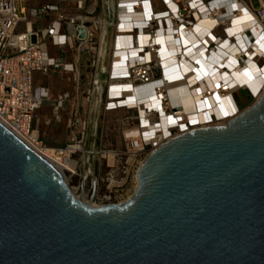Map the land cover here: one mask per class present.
Listing matches in <instances>:
<instances>
[{"label": "water", "instance_id": "obj_1", "mask_svg": "<svg viewBox=\"0 0 264 264\" xmlns=\"http://www.w3.org/2000/svg\"><path fill=\"white\" fill-rule=\"evenodd\" d=\"M0 264H264V91L153 150L134 195L98 207L0 122Z\"/></svg>", "mask_w": 264, "mask_h": 264}, {"label": "built area", "instance_id": "obj_2", "mask_svg": "<svg viewBox=\"0 0 264 264\" xmlns=\"http://www.w3.org/2000/svg\"><path fill=\"white\" fill-rule=\"evenodd\" d=\"M16 3L17 0H0V122L20 139L40 148L48 146L43 135L33 136L38 125L37 115L43 106L42 88L35 78L45 73L47 62L53 77L62 74L61 81L73 83L77 94L84 83L88 84L81 94L90 113H125L121 121L123 148L100 151L110 172L104 190L95 188L92 183L95 193L87 199L91 189L86 180L94 177L95 172L88 167L82 176L80 165L84 164L86 154L89 161L91 154L98 153L85 149L89 124L77 118L82 109L79 102H74L70 111H66L74 93L62 92L53 102L56 119L60 120L61 114L68 112L67 127L72 131L79 129L81 135L74 136L65 147L51 148L69 152L70 158L77 162L76 173L66 170V175L71 180L76 176L83 180L78 187L67 182L77 196L83 190L84 200L97 207L130 199L137 189L136 177L138 185L141 165L165 142L198 127L226 125L243 112L236 107L233 114L229 113L215 93L222 117L209 109L201 110L208 116L204 121L188 114L177 115L165 86L173 73L163 63L165 57L159 41L162 35H177L178 41L182 30H187V35L197 33L199 23L211 18L214 24L205 38L213 35L217 41L203 45L209 60L222 46L236 45L230 29L234 21L244 18L247 23H253L245 30L250 41L246 40V46L238 43L237 65L229 61L232 67L228 63L220 66L219 62L223 61L220 58L216 63L209 60V69L215 74L222 71L225 77L239 66L246 68L250 61L255 67L264 68V51L256 46L258 36H263L264 44V0H57L33 9L29 16L25 7L18 9ZM122 40L125 45H121ZM186 52L184 48L183 53ZM179 56L182 58L183 54ZM191 61L200 66L198 61ZM223 84L222 93H226L227 83ZM141 88L150 89L142 94ZM228 89L229 98L235 103L238 93L232 95L233 88ZM235 89V92H248L256 101L264 91L254 93L245 85ZM210 92L214 90L205 94ZM149 100L155 101L156 106L151 107ZM165 119L168 126L161 130ZM78 153L83 154V160L75 157ZM111 155L114 164L109 162ZM129 182L132 184L127 188Z\"/></svg>", "mask_w": 264, "mask_h": 264}, {"label": "bare ground", "instance_id": "obj_3", "mask_svg": "<svg viewBox=\"0 0 264 264\" xmlns=\"http://www.w3.org/2000/svg\"><path fill=\"white\" fill-rule=\"evenodd\" d=\"M27 12V9L24 10ZM240 17V16H239ZM243 17V16H242ZM247 20L242 18L240 20L234 21V26L230 29V33L235 35L236 38V45L232 46V44H228L226 46H222L219 50H217L216 54H211L210 61L218 62V60L221 58L223 61L219 62V65H223L224 63H228L229 67H232L233 65H237L238 58L240 54L237 52L239 50V44H243L246 46V40L250 41V36L245 31L247 28L249 29L252 26V21L246 22ZM28 27L32 28V23L29 20L28 21ZM246 22V23H245ZM214 21L210 19H205L201 21L196 28L197 33L189 34L187 35V30H182L181 33L178 34V41L176 39L177 35H162L160 37V43L162 46V54L165 57L164 65L167 67L170 71V68L175 66V71L178 70L179 74L183 77L185 81V86L188 90L189 96L191 98V101L193 103L194 111L192 113H189L188 115L196 116L198 117L199 121H204L207 119V114L205 112H202L201 110L209 109L208 111H212L217 114L218 117H222L223 113L221 112L220 108L218 107L216 98H214V94L217 93L220 97L221 103H223L227 107V111L231 114H233V111L236 109L237 103L233 101L232 98H229L230 90L228 88H233L232 95H235V88L240 85H245L248 89L253 91L254 93H262L264 89V68L260 69L258 67H255L252 61L247 64L246 68L242 69L241 66L237 67L233 73L226 74V78L223 76V72L220 71L219 74H215L211 72V64H209L208 60V54H205L203 45H207L210 42L217 41L213 35H209L207 38L206 33L208 30L213 27ZM165 31V30H164ZM258 31H256L255 34H257ZM246 36V38H244ZM263 36L257 37V48L260 51H264V44L262 43ZM125 40H122L121 45H125ZM184 48L187 49L186 53H183ZM205 48V47H204ZM105 51L104 47L102 48V53ZM182 53L183 57L181 58L179 54ZM189 56V57H187ZM206 58V61L204 60ZM196 60L200 63V66H196L191 60ZM225 59V60H224ZM204 60V61H203ZM229 61L231 63H234L233 65H230ZM207 63L209 64L207 66ZM50 63L47 62L46 65V71L42 75L50 76L53 74V71L49 67ZM214 66V65H212ZM194 74V75H193ZM173 81H176L175 76L171 75V81L165 84V86L169 90V96L171 99V103L173 104L174 100L179 96V92L177 88L173 86ZM227 83V89L226 93H222L224 90V84L223 82ZM263 85V86H262ZM218 87H220L218 89ZM42 88V98H43V106L47 103H51L49 101V90L45 87L41 86ZM150 88H141L140 93L144 94L146 91H149ZM213 89L214 92H210V94H205L206 91ZM194 90V91H193ZM217 91V92H216ZM258 94V96L260 95ZM204 98L206 100L204 101ZM149 99V98H148ZM204 101V102H203ZM149 104L151 107L156 106L155 101L149 100ZM42 106V107H43ZM208 106V107H206ZM41 107V108H42ZM177 109V107H176ZM53 110V107H52ZM201 111V112H200ZM177 115H187L180 113L177 110ZM47 125H49V120H47ZM168 123L165 119L162 121L161 130L164 128H167ZM41 135L40 131L38 129L34 130L33 136H39ZM135 135V133H134ZM147 135H151L148 133ZM27 145H29L31 148L36 150L38 153H40L42 156H44L48 161H50L54 166H56V163L61 164L65 162L68 158L71 163H74V168L77 167V162L73 161L70 156L69 152H60L56 151L53 148L47 146L44 148H40L38 146H35L33 144H30L28 141L22 139ZM109 162L110 164H114V157L111 155L109 156ZM57 167V166H56ZM57 169L60 171V169L57 167ZM66 170L70 171L69 169L64 170V174L62 175L65 178ZM77 171V169H76ZM72 173H76L71 171ZM66 179V178H65ZM67 181V180H66ZM136 184H137V177H136ZM135 184V187L137 185ZM93 206H97V204H92Z\"/></svg>", "mask_w": 264, "mask_h": 264}, {"label": "rangeland", "instance_id": "obj_4", "mask_svg": "<svg viewBox=\"0 0 264 264\" xmlns=\"http://www.w3.org/2000/svg\"><path fill=\"white\" fill-rule=\"evenodd\" d=\"M57 0H17V7L20 9L22 6L27 9L28 16L32 12L33 9L39 8L43 5L53 4ZM57 54V53H53ZM170 72L175 76L176 81H173V86L177 88L179 92V96L174 100L173 105L177 107V110L183 114H189L194 111L193 103L189 96V93L185 90L184 86L185 81L181 74L175 71V66L170 68ZM176 72V73H175ZM56 77L60 76V79L55 78V95L56 97L59 95L60 90H68L71 93H74V96L71 102L67 103L66 111H70L71 105L74 102H79L81 104V113L77 118L81 120H86L89 124L87 132H86V145L85 149L90 151H98V153L91 154L90 160L87 158L89 154L85 155L84 164L80 165V174L82 176L85 175V172L88 170V167H92L95 172V176H89L86 180L87 187L90 190L91 185L97 189L101 188L104 190V184L107 183L108 173L110 172V168L106 164V160L101 157V150H110V149H122L123 145L121 143V124L122 119L124 118V112L112 113V114H96L94 112H89L87 105L84 103V96L81 94V90L88 86L87 83L82 85V89L80 93L75 92V85L69 82H62L61 76L62 74H55ZM43 78V79H42ZM38 80L42 81L41 86H47V84H53V80L49 79L48 76L39 74ZM54 90V89H53ZM54 95H51L49 101H53ZM235 101L241 111L252 106L256 99L253 98L248 92L242 91L238 92L235 95ZM63 112L61 114V119L58 120L53 115L52 105L51 103L45 104L38 112L37 122L38 125L35 129H38L41 135L45 137L50 134V146L51 147H65L67 144L71 142V139L76 136L79 137L80 131L79 129H74L73 131L67 127V122L70 117V114L67 112ZM68 114V115H67ZM47 120H49V125H47ZM53 122V126H52ZM96 123H98V127L96 128ZM52 126V128H51ZM51 131V132H50ZM78 159L83 160V154L78 153L75 156ZM74 163L69 161V158L61 163H56V166L60 169V171L64 174L65 169H69L70 171L76 172L74 168ZM77 168V167H76ZM66 180L70 181L72 186L78 187L82 182V177L76 176L72 180L68 179V176L65 173ZM104 179V181H102ZM131 182L127 185V188L131 187ZM95 189H91L88 193L87 199H90Z\"/></svg>", "mask_w": 264, "mask_h": 264}, {"label": "crops", "instance_id": "obj_5", "mask_svg": "<svg viewBox=\"0 0 264 264\" xmlns=\"http://www.w3.org/2000/svg\"><path fill=\"white\" fill-rule=\"evenodd\" d=\"M38 78H39V75L37 74L36 75V84L37 85H39V86H41L40 84H41V82L42 81H40V80H38ZM48 78L49 79H51V80H53V84L51 85H49V84H47V86H43V87H45L46 89H48L49 90V97L51 96V95H54V99H53V101H51V105H52V107H53V102H54V100L57 98L56 97V95H55V78H58V79H60V76H57L56 77V75H55V77H53V74L52 75H50V76H48ZM184 88H185V90L188 92V90H187V88H186V86H184ZM54 89V90H53ZM65 91H68V90H60V92H59V94L60 93H62V92H65ZM68 113V112H67ZM98 112H96V114H97ZM99 114V113H98ZM68 115V114H67ZM52 126H53V122H52ZM52 126H51V128H52ZM51 132V131H50ZM44 136V135H43ZM45 137V136H44ZM45 142L47 143V145L48 146H50L51 144H50V134H48L46 137H45ZM51 147V146H50Z\"/></svg>", "mask_w": 264, "mask_h": 264}]
</instances>
